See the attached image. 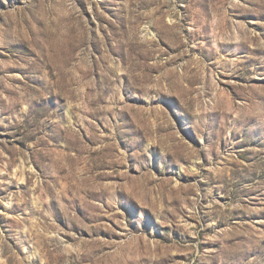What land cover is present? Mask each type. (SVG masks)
<instances>
[{"label":"rangeland","instance_id":"rangeland-1","mask_svg":"<svg viewBox=\"0 0 264 264\" xmlns=\"http://www.w3.org/2000/svg\"><path fill=\"white\" fill-rule=\"evenodd\" d=\"M0 264H264V0H0Z\"/></svg>","mask_w":264,"mask_h":264}]
</instances>
